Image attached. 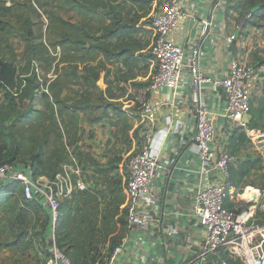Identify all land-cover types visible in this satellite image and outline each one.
Here are the masks:
<instances>
[{
  "label": "crops",
  "instance_id": "crops-1",
  "mask_svg": "<svg viewBox=\"0 0 264 264\" xmlns=\"http://www.w3.org/2000/svg\"><path fill=\"white\" fill-rule=\"evenodd\" d=\"M127 1H131L129 8L135 15L134 21L131 22L121 17L122 11L126 10L124 7ZM127 1L113 5L122 20L117 19V23H114L111 18H107L103 21V25L106 26L105 22L109 20L107 25L111 28V32L107 36L103 35L98 16L92 15L90 19V16L85 17L81 11L69 9V12L78 18L74 24L90 21L87 26L89 25L91 29L92 37L85 41L86 45L92 44L90 54H86L76 45L79 34H73L65 41L55 32L47 38V28L52 20V16L48 13L56 9L50 6V10L46 9L45 19H42V24L46 27L44 37H36L37 40L33 41L28 39L34 45H39L41 42L45 44L48 51L45 49L43 57H41L42 53L38 52L41 47L35 46V57L30 55L28 62L25 61L23 66L15 57L3 60L18 64L21 68L20 76L28 77L33 81L30 92H38L42 89L43 104L47 111V103L50 102L53 105L52 113L56 110L60 114H69L74 122L78 121V111L85 112V117L82 115L79 118L78 125L81 126V130L77 132L79 137L81 135L80 148L85 158L82 160L83 156L75 157L66 144V158L63 160L59 156L55 160L51 169L53 175L49 176L47 165L55 153L51 151L49 154L46 149L45 157L36 156L38 165L31 167L34 175L41 180L52 179L57 173H62L63 167H68L71 158L80 161L82 167L100 178L108 172L116 171L114 159L124 156V153L114 155L112 152L115 147L123 145L122 137L136 141L134 143L138 150L144 143L146 135L153 138L156 147L159 145L162 147L160 159L164 166L158 171L149 188L154 198L155 211H149L151 217L143 228L129 229L125 221V234L115 244L122 245L118 262L120 264H189L203 242V229L192 212L195 195L199 188L215 180L216 176L200 172V161L190 136L194 113L189 103L190 75L187 69L182 71L176 86L159 87L147 92L146 99L155 111L153 119L145 118L137 110L135 97L146 87L153 71V59L144 55L145 49L151 50L153 43L151 26L148 25L151 38L147 44L142 43L137 35L142 31L141 27H145L139 22L149 13L152 1ZM249 1L182 0L183 14L177 28L170 34V39L186 51V62L191 47L199 46V67L212 77L227 76L232 59L250 62L256 67L257 76L250 85V122L247 123L249 131L245 132L243 129L233 131L227 118L220 114L216 120V141L218 149H229L234 155L230 165L229 181L231 182V177L235 182L233 185L240 194L243 191L249 195L254 192V198L262 199L264 197V3L254 0L246 11ZM0 3V12L5 11L4 15L14 14L19 10L31 14V7L26 0H1ZM141 9L145 10V14H138ZM153 10L154 8L150 12ZM247 12H252V17L244 19ZM140 17L142 18L139 19ZM17 18L16 14H8L0 20L11 23L16 20L17 27L20 21ZM62 18L66 19L65 12ZM239 22L242 26L237 30L236 24ZM11 29H13L12 24ZM232 35H235V38L229 41L228 38ZM75 38H77L76 42L72 43L71 40ZM123 38L127 41L122 47H118L117 40L121 41ZM2 42L3 40L0 41V46ZM34 60H37L36 63ZM108 61L112 63V68H115L113 67L115 65L118 68L106 67ZM149 62H151L150 66ZM33 63H38L39 70L34 69ZM88 65L93 66L97 73L95 86L92 87L84 82V76L88 75L86 69ZM40 71L43 77H40ZM111 73L112 79L108 78ZM121 83H130L132 87L126 90ZM85 91L87 98L96 107L93 106L91 109L73 107L82 102V94ZM130 91L136 94L126 99L127 92ZM203 92L209 107L222 113L227 102L224 91L212 85H204ZM54 94L66 100L64 103L68 105V109L60 108L54 101ZM41 112L38 108L29 109L27 118L24 117L23 120H33ZM47 114L48 112L44 115ZM125 147L130 151L134 149L132 142ZM112 155L114 157L111 158ZM48 157L49 162H45L44 159ZM246 161L255 162L254 166L249 165L245 174L236 177L235 172ZM240 198L242 204V196ZM39 205L45 209L40 203ZM225 205L234 207L236 201L227 199ZM258 213L264 217V208H258ZM225 254H227L225 251L220 250L212 258L226 262Z\"/></svg>",
  "mask_w": 264,
  "mask_h": 264
},
{
  "label": "built area",
  "instance_id": "built-area-1",
  "mask_svg": "<svg viewBox=\"0 0 264 264\" xmlns=\"http://www.w3.org/2000/svg\"><path fill=\"white\" fill-rule=\"evenodd\" d=\"M31 2L36 6L35 0ZM182 10V0H164L150 15L153 71L146 87L135 97L137 110L145 118L153 119L155 111L146 99L147 92L159 87L176 86L182 71L187 69L190 75L189 103L194 113L190 136L200 161V172L216 176L215 180L199 188L195 195L192 212L203 229V242L189 264H216L212 256L220 250L237 258L241 264H264V217L258 213V208H264V197L258 199L246 191L241 194L237 191L229 181L233 152L218 149L216 141V120L220 114L227 118L233 131H249L244 117L250 109V85L257 76L256 67L252 63L232 59L227 76L212 77L199 67L200 48L197 45L188 51L186 62V51L170 39L183 14ZM251 17L252 13H248L244 19ZM241 26L239 22L236 29L240 30ZM234 38L235 35H232L228 39L231 41ZM204 85L224 91L227 102L222 113L206 103ZM6 89L9 87L0 81V91ZM161 150L162 147H156L153 138L146 135L139 150L128 158L125 221L129 229L145 227L151 217L149 211H155L149 188L164 166L160 159ZM70 170V166H65L62 173L43 181L34 175L31 167H17L14 162L3 161L0 162V185L19 186L25 202L43 205L49 216L48 233L54 235L59 227L62 200L71 194L74 187L69 179ZM82 184L81 180L77 181L78 186ZM227 199L235 200L236 205L227 207ZM48 248L53 254L45 259L44 264H66L57 251L53 237ZM121 251L122 245H115L100 264H120Z\"/></svg>",
  "mask_w": 264,
  "mask_h": 264
},
{
  "label": "rangeland",
  "instance_id": "rangeland-1",
  "mask_svg": "<svg viewBox=\"0 0 264 264\" xmlns=\"http://www.w3.org/2000/svg\"><path fill=\"white\" fill-rule=\"evenodd\" d=\"M26 1L31 7V14L23 10L16 11L14 14L8 13L17 15V19H20L19 26L16 27V20L14 23L0 20V41L3 40L0 46V59L15 57L21 66L25 61L28 62L30 55L33 57V53H35L33 51L34 44L29 41H33L39 36L44 37L46 27L42 24V19H45L46 9H49L50 6L58 7L59 3L66 0H35L36 6L31 0ZM126 1L111 0L113 5L123 4ZM150 1L152 4L149 13H146L147 15L143 18H139H142L139 23L145 27L142 26V31L137 34L140 41L146 44L151 38L148 26L151 21L148 17L152 13L150 11L152 8H154L153 11L157 10L164 0ZM130 2H126L128 6L124 7L126 10H123L121 14L122 19H127L129 22L134 21L135 16L134 12H131L132 9L129 8ZM253 2L254 0L249 1L246 11L249 10ZM260 2L264 3V0H260ZM144 11L141 9L138 14L143 15ZM4 12H0V19L8 15H4ZM67 13L69 14H66L65 25L71 27V24H74L78 18L72 12L68 11ZM248 13L250 12L245 14ZM118 15L117 12L116 20L121 19ZM11 24L13 29H11ZM105 24H109V20ZM28 39L31 40L28 41ZM112 39L114 40V38ZM126 41V38L121 41L117 40L116 45L122 47ZM144 55L152 59L150 49L146 48ZM34 61L36 63L37 60ZM37 64L33 63V66L34 69L39 70ZM111 65L112 63L109 61L106 63V67H110V69L118 68L116 65L113 66L115 68H112ZM150 65L151 62H149ZM40 77H43L41 71ZM108 78L112 79V73L108 75ZM28 82L27 80L20 84L21 87L16 84L9 89L0 91V162L11 161L17 167H35L38 165L35 157H39V155L45 157L47 149L49 154L51 151L55 153L51 156L48 168L46 167L49 172L47 174L50 176L55 160L59 156L63 160L66 158V144L75 157L83 156L80 148L82 146L80 145L81 135L79 137L77 132L81 130V126L78 125L79 118L82 115L85 117V112L78 111L77 122H74L69 114H60L56 110L53 112L54 114L49 113L44 108L42 89H39L38 92H30ZM121 85L126 90L132 87L130 83H121ZM127 93L126 99L136 94H132L131 91ZM35 108L41 109L40 115L30 121L23 120L27 115L26 112ZM46 112L48 114L44 115ZM122 139L123 145L115 147L112 152L114 155H116L115 153H124V156L114 159L116 171L108 172L101 178L82 167L80 161L71 158L69 179L73 181L74 187L71 194L62 200L59 227L54 235L48 233L49 216L46 210L37 203H26L19 186L8 185V189L2 194L8 193L9 195L4 196V201L0 202V264H44L45 259L53 254L52 250L48 248L52 237L57 251L61 253V258H64L66 264H100L103 261L125 234L126 165L128 158L138 150V147L134 143L136 141H129L128 137H122ZM129 142L134 145L132 151L125 147ZM112 157L114 156L112 155ZM81 158L83 160L85 155ZM99 174L101 175V173ZM97 179L99 180L96 181ZM78 180L83 182L81 186L77 185ZM13 240H16L15 245H12ZM224 258L226 262L219 261V259L213 260L216 264H241L237 258L230 254H225Z\"/></svg>",
  "mask_w": 264,
  "mask_h": 264
},
{
  "label": "trees",
  "instance_id": "trees-1",
  "mask_svg": "<svg viewBox=\"0 0 264 264\" xmlns=\"http://www.w3.org/2000/svg\"><path fill=\"white\" fill-rule=\"evenodd\" d=\"M60 5L54 6L56 7L55 10H53V12H51V10H47L49 11V15H51L52 20L51 23H49L48 28H47V38L51 37V33L55 32L58 33V35H60V37H62L63 41L67 40L70 36H72L73 34H79L78 39L75 38L73 40H71L72 43L76 42L75 40L77 39V46H79L80 48H82L83 50H85L87 54H90L92 52V44L90 46H86L85 41H87L90 37H92V32L90 31L91 29H89V25L87 26V24H89V22H85L84 24H71V27L66 26V19L62 18V14H68L67 12L69 11V9H73V10H78L81 11V14H83L85 17L95 15L96 17L98 16V18L101 20V27L103 29V35L107 36L108 34H110L111 32V28L108 25H103V21H105L107 18H111V21H113L114 23L116 22V12L114 10V6L111 2V0H66L63 1V3H59ZM100 7H102V9H100ZM108 9H105V8ZM66 10V11H64ZM94 10V11H93ZM47 13V12H46ZM252 13V12H250ZM89 18V17H88ZM49 19V18H48ZM55 23V24H54ZM83 36V37H82ZM61 41V42H63ZM89 45V44H88ZM36 47H41L40 49H38V52H41V57H43V53L45 51V49L48 51L47 47L45 46L44 43H40L39 45H34ZM35 51V48L34 50ZM33 57H35V53H33ZM31 60H29L30 62ZM86 69L88 70V75L84 76V82L88 85V86H95V80L97 77V73L95 72L93 66H86ZM21 68L18 64H14L13 62H8V61H4L3 59H0V81L2 82V84H5L6 86L13 87L14 85H18L20 86V84L24 83V81H29V87L33 88V81L28 78V77H21ZM21 87V86H20ZM29 88V89H30ZM86 91L83 92L82 94V102H80V104H76V105H71L73 107H77V108H82V109H91L93 106H95L93 104V102L87 98L86 96ZM54 101L60 106V108L63 109H68V105L65 104L64 102H66L65 99H60V97L57 94H54ZM48 106V112H50L52 114L53 111V105L48 102L47 103ZM96 107V106H95ZM60 110V111H62ZM28 114V112H27ZM27 117V115L25 116ZM45 162H49L50 158H46L44 159ZM5 162H11V161H5ZM255 162H251V161H246L244 162L239 168L238 170L235 172L236 177H240V174H245L248 169L247 167H249V165L254 166ZM56 170L53 171V173H55ZM231 179V183L235 184L234 180ZM6 189H8V186L5 185H0V202L4 201V196L9 195L8 193L6 194H2L3 191H6ZM26 203H31V202H26ZM33 203V202H32ZM39 203H37L38 205ZM16 240L12 241V245H15Z\"/></svg>",
  "mask_w": 264,
  "mask_h": 264
},
{
  "label": "water",
  "instance_id": "water-1",
  "mask_svg": "<svg viewBox=\"0 0 264 264\" xmlns=\"http://www.w3.org/2000/svg\"><path fill=\"white\" fill-rule=\"evenodd\" d=\"M244 120H245L246 123H249L250 122V115H249V113L245 115ZM254 194L255 193L253 192V193H251L250 196L251 197H254Z\"/></svg>",
  "mask_w": 264,
  "mask_h": 264
}]
</instances>
